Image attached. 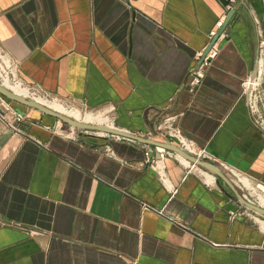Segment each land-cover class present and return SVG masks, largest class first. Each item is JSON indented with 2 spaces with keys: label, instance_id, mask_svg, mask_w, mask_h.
<instances>
[{
  "label": "crops",
  "instance_id": "crops-1",
  "mask_svg": "<svg viewBox=\"0 0 264 264\" xmlns=\"http://www.w3.org/2000/svg\"><path fill=\"white\" fill-rule=\"evenodd\" d=\"M229 6L190 91L217 0H0V46L24 83L160 143L72 136L0 95L20 116L0 103V264H264V222L156 132L174 125L264 195V136L240 94L257 55L264 71V0Z\"/></svg>",
  "mask_w": 264,
  "mask_h": 264
},
{
  "label": "built area",
  "instance_id": "built-area-1",
  "mask_svg": "<svg viewBox=\"0 0 264 264\" xmlns=\"http://www.w3.org/2000/svg\"><path fill=\"white\" fill-rule=\"evenodd\" d=\"M221 20H218L215 27L212 28L207 34V42L201 49L195 52L194 62L192 67L187 73V88L193 91L201 82L202 73L204 69L211 63L212 59L216 56L217 50L214 47V43L205 50L211 37L215 34L216 29L219 27ZM220 35V34H219ZM263 41L260 42L262 44ZM16 62L7 54V52L0 46V85L4 87L3 81H8L12 83H17L18 85L25 87L29 97L39 96L44 98H57L51 96L48 93L40 91L35 86H30L24 83L16 73ZM264 77V71L262 68V58L260 55L256 56L254 70L245 76L241 81V96L245 98L246 108L248 116L251 122L256 126L260 133L264 136V100L262 92V82ZM27 97V98H29ZM59 100V99H58ZM0 103L2 104L4 111L14 112V120L18 121L20 116L13 110L10 103L3 97L0 96ZM0 118L5 120L3 114H0ZM6 124L16 131L17 128L11 122L6 121ZM163 123H159L156 126V132L166 139L168 142L176 141V146L180 149L186 151L187 153L202 158L203 148H197L194 146L193 142L187 140L177 127L170 124L163 128ZM68 134L74 136L75 132L73 128H69ZM119 138L118 136H116ZM216 166L227 176L236 189L240 192L243 199L251 202L252 194L254 188L249 183L248 179L242 173L235 171L232 168L227 167L223 163L216 164ZM252 203V202H251Z\"/></svg>",
  "mask_w": 264,
  "mask_h": 264
},
{
  "label": "water",
  "instance_id": "water-1",
  "mask_svg": "<svg viewBox=\"0 0 264 264\" xmlns=\"http://www.w3.org/2000/svg\"><path fill=\"white\" fill-rule=\"evenodd\" d=\"M217 1L221 4V6L225 7V12H224V16L221 20L219 27L216 29L215 34L211 37V39L208 42L205 50L208 49V47H210V45L212 43H214V41L217 39L219 34L222 32L225 25L228 24V22L231 20L233 14H234V9L229 6V0H217ZM0 95L5 97L6 99H8L10 101H13V102H16L19 104H23L27 107L36 109L38 112H40V114L50 116V117L60 121L61 123L66 124L72 128L79 129V132H78L79 135L94 136L95 134H91V133H88L86 131H92V132H98L99 131V132H102L104 134L120 136V137L129 139V140L138 141V142H141L144 144H159L160 145V143L154 142L151 139L144 138V137H141L139 135L132 134L130 132H127L125 130L118 129L115 127L109 128V127L102 126V125H92V124H86L83 122H79V121L74 120L68 116H65L63 114H60L58 112H55V111L45 107L44 105L36 102L35 100L28 99V98L19 96L17 94H14L1 85H0ZM16 111L19 114H22V112L18 108H16ZM173 142H174V144H162V146L164 148L171 150L172 152L176 153L179 157L183 158L184 160L191 162L192 164H195V165L205 169L206 171H209L210 173H212L215 176L216 180L220 179L222 182H224L229 187V189L233 192L236 199L239 201V203L242 206L253 211L259 217L264 219V208H261L257 204H253V203L248 202L245 199H243L241 197V195L237 192L236 188L231 183V181L216 166V164L214 162H212L207 157H202V158L195 157V156L187 153L186 151L180 149L179 147H177L175 140H173ZM146 154L148 157L152 156L151 150L149 149L146 152Z\"/></svg>",
  "mask_w": 264,
  "mask_h": 264
},
{
  "label": "bare ground",
  "instance_id": "bare-ground-1",
  "mask_svg": "<svg viewBox=\"0 0 264 264\" xmlns=\"http://www.w3.org/2000/svg\"><path fill=\"white\" fill-rule=\"evenodd\" d=\"M3 85L6 89L11 91L12 93L27 98V91H26L25 87H22V86L18 85L17 83H12V82H8V81H3ZM31 99L35 100L36 102L44 105L45 107H47V108H49L55 112H58V113L63 114L65 116H68V117H70L74 120H77L79 122H83L86 124H95V125H101L102 124V121H101V119H99V117H95V116H92L90 114L83 115L77 110H75V111L66 110L62 105H60L58 103L48 102V101L42 100L40 98L32 97ZM106 127L113 128L111 126V124L108 126L106 125ZM95 133L96 134L97 133L103 134L102 132H99V131L95 132ZM257 199L259 200L258 205L261 208H264V197L263 196L257 197Z\"/></svg>",
  "mask_w": 264,
  "mask_h": 264
},
{
  "label": "rangeland",
  "instance_id": "rangeland-1",
  "mask_svg": "<svg viewBox=\"0 0 264 264\" xmlns=\"http://www.w3.org/2000/svg\"><path fill=\"white\" fill-rule=\"evenodd\" d=\"M27 97H29L28 96V94H27ZM35 98H40V99H42V100H45V101H48V102H55V103H58V104H60V105H62L66 110H73V111H75V110H77V111H79L81 114H83V115H86V114H90V115H92V116H95V117H99V119H101V121H102V124L101 125H103V126H108V125H110L109 124V122L107 121V119H105L103 116H101V115H99V113L98 112H94V111H90V110H83V109H81L80 107H78V106H76V105H73V104H70L69 102H66V101H63V100H60L59 98H57V100L56 99H53V98H43V97H39V96H34ZM32 97H29V99H31ZM59 99V100H58ZM56 120V119H55ZM56 121H58V120H56ZM59 123H60V125H61V128H63L64 130H67L68 128H72V127H70V126H68V125H66V124H64V123H61L60 121H58ZM92 125H95V124H92ZM111 126H113V125H111ZM73 130H74V132L76 133V132H79V129H76V128H73ZM83 132V131H82ZM86 132H88V133H91V134H95L94 132H92V131H86ZM237 190V192L240 194V192L241 191H239L238 189H236ZM251 194H252V197H251V202L253 203V204H257L258 205V203H259V200L257 199V197H261V196H263L264 197V195L263 194H260V193H258V192H256V191H254V192H251ZM257 194H259V195H257ZM257 195V196H256ZM259 206V205H258ZM245 210V213H247V214H251L252 216H253V218L255 219H257L258 221L259 220H261V221H263L264 222V219L263 218H261V217H259L257 214H255L253 211H251V210H249V209H247V208H245L244 209ZM253 219V220H254ZM256 219H255V221H256ZM258 221H256L257 223H259ZM260 221V222H261ZM262 228H264V226L262 227Z\"/></svg>",
  "mask_w": 264,
  "mask_h": 264
}]
</instances>
